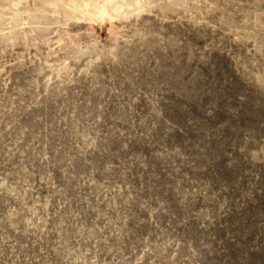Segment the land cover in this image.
Masks as SVG:
<instances>
[{"label": "rangeland", "instance_id": "1", "mask_svg": "<svg viewBox=\"0 0 264 264\" xmlns=\"http://www.w3.org/2000/svg\"><path fill=\"white\" fill-rule=\"evenodd\" d=\"M70 1L0 0V264H264V0Z\"/></svg>", "mask_w": 264, "mask_h": 264}, {"label": "bare ground", "instance_id": "2", "mask_svg": "<svg viewBox=\"0 0 264 264\" xmlns=\"http://www.w3.org/2000/svg\"><path fill=\"white\" fill-rule=\"evenodd\" d=\"M121 1L122 0H71L69 5L74 12H78L96 22L103 23L102 21L109 15V11L117 8L118 3ZM88 50H90V48H88Z\"/></svg>", "mask_w": 264, "mask_h": 264}]
</instances>
